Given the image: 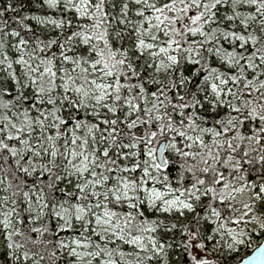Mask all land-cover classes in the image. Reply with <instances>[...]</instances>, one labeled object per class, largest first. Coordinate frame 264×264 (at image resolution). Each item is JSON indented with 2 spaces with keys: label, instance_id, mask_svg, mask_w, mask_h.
I'll return each instance as SVG.
<instances>
[{
  "label": "snow or ice",
  "instance_id": "snow-or-ice-1",
  "mask_svg": "<svg viewBox=\"0 0 264 264\" xmlns=\"http://www.w3.org/2000/svg\"><path fill=\"white\" fill-rule=\"evenodd\" d=\"M0 264H264V0H0Z\"/></svg>",
  "mask_w": 264,
  "mask_h": 264
}]
</instances>
